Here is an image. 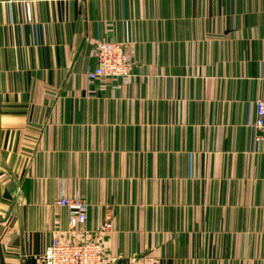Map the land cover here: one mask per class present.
Instances as JSON below:
<instances>
[{"label":"crops","instance_id":"0c3cea01","mask_svg":"<svg viewBox=\"0 0 264 264\" xmlns=\"http://www.w3.org/2000/svg\"><path fill=\"white\" fill-rule=\"evenodd\" d=\"M263 96L264 0H0V264L71 238L63 197L112 218L107 264H264Z\"/></svg>","mask_w":264,"mask_h":264},{"label":"built area","instance_id":"2783aa9c","mask_svg":"<svg viewBox=\"0 0 264 264\" xmlns=\"http://www.w3.org/2000/svg\"><path fill=\"white\" fill-rule=\"evenodd\" d=\"M28 19L32 18L30 2L26 1ZM89 52L96 59L94 69L87 71L88 83L110 79L117 90L121 83L132 77L133 61L128 42L103 38L89 44ZM256 118L252 125V144L264 142V96L256 101ZM59 206L69 210L70 239L55 235L42 258V264H107V251L103 242L112 233L114 224L110 216L94 233L84 229L88 221L89 204L79 198L63 197Z\"/></svg>","mask_w":264,"mask_h":264}]
</instances>
